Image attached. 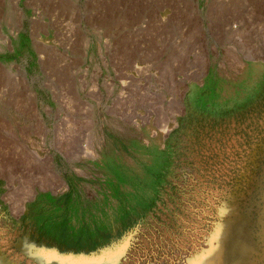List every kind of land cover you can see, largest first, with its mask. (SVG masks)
<instances>
[{"label":"rangeland","instance_id":"rangeland-1","mask_svg":"<svg viewBox=\"0 0 264 264\" xmlns=\"http://www.w3.org/2000/svg\"><path fill=\"white\" fill-rule=\"evenodd\" d=\"M16 4L32 26L17 46L0 28V255L264 264V0Z\"/></svg>","mask_w":264,"mask_h":264},{"label":"bare ground","instance_id":"bare-ground-1","mask_svg":"<svg viewBox=\"0 0 264 264\" xmlns=\"http://www.w3.org/2000/svg\"><path fill=\"white\" fill-rule=\"evenodd\" d=\"M51 26V25H50ZM60 28L58 29V35L60 34ZM38 41L44 45L48 44L46 41L45 38H41V39H38ZM89 41V40H88ZM86 40V49L89 48V42ZM49 46V45H48ZM135 66V65H134ZM147 67L146 64H138L131 72L128 73V75L130 77H135L137 74L141 75V74H144V71H145V68ZM81 70V69H80ZM147 70V69H146ZM146 72V71H145ZM134 79V78H133ZM179 98V94H175L174 96V99L175 101H178L177 99ZM179 103V102H178ZM155 112V111H154ZM151 114H153L151 111L148 110L147 112V115L144 116L143 114H140L138 117V121L137 123H139L140 119L141 121H143L144 123H146L148 121V119L150 118ZM154 115V114H153ZM153 119V118H151ZM152 121V120H151ZM171 122V121H170ZM173 123H175V120H172V123L169 124L165 129H163L161 131V133L163 134H166L171 128L172 126L174 125ZM153 130V129H152ZM160 130V129H159ZM162 134V135H163ZM158 142V141H157ZM52 186V185H51ZM223 228H225V226H223ZM221 228L219 232H222V233H225L227 235V231L225 229ZM225 230V231H224ZM228 230V228H227ZM229 231V230H228ZM230 235V234H229ZM232 236V235H231ZM238 237V236H237ZM228 239V238H227ZM234 239V238H233ZM230 239L226 240V241H229ZM27 240H25L26 242ZM4 242V241H3ZM28 242V241H27ZM230 242V241H229ZM227 244V243H226ZM231 244V243H230ZM2 245V244H1ZM26 246V250L30 252V255L32 257V259L34 260V264H48V255H46L44 252V250L42 248H40L38 245L34 244V243H28ZM219 247V246H218ZM3 248V247H2ZM35 248V252L32 251V249ZM46 248V247H45ZM47 249V248H46ZM225 249V248H224ZM7 250V249H5ZM8 252V251H7ZM25 252V251H24ZM2 253V252H1ZM0 253V254H1ZM5 253V252H4ZM26 253V252H25ZM22 256V255H21ZM54 256V255H53ZM57 256V255H55ZM59 256V255H58ZM14 257V256H13ZM25 258V257H24ZM60 259V257H58ZM13 259V258H11ZM19 259V258H18ZM31 259V258H30ZM58 259V261H60ZM234 259V258H232ZM19 262V261H18ZM235 262V261H234ZM31 263V261H30ZM33 263V262H32ZM233 263V262H232ZM0 264H19V263H16V262H8L7 261V258L4 256V255H0ZM59 264H62V263H59Z\"/></svg>","mask_w":264,"mask_h":264},{"label":"crops","instance_id":"crops-1","mask_svg":"<svg viewBox=\"0 0 264 264\" xmlns=\"http://www.w3.org/2000/svg\"><path fill=\"white\" fill-rule=\"evenodd\" d=\"M17 0H1L0 1V28L1 30H14L17 36H13L11 33L9 39L11 38L12 42L17 46L19 43H23L22 38L20 37V30H22V25L27 24L28 28H31L30 16L27 15L28 9L17 7ZM26 19V22L24 21ZM29 19V20H28ZM28 21V23H27ZM20 32V33H19ZM19 33V34H18Z\"/></svg>","mask_w":264,"mask_h":264}]
</instances>
